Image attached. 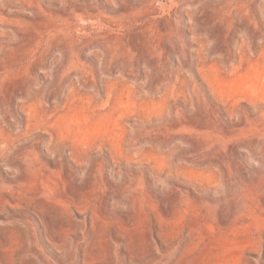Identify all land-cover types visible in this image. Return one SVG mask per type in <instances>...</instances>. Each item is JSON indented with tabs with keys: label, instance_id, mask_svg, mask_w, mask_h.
Listing matches in <instances>:
<instances>
[{
	"label": "rangeland",
	"instance_id": "obj_1",
	"mask_svg": "<svg viewBox=\"0 0 264 264\" xmlns=\"http://www.w3.org/2000/svg\"><path fill=\"white\" fill-rule=\"evenodd\" d=\"M0 264H264V0H0Z\"/></svg>",
	"mask_w": 264,
	"mask_h": 264
}]
</instances>
